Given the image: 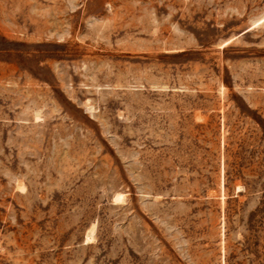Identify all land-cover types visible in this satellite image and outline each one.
I'll use <instances>...</instances> for the list:
<instances>
[{
  "label": "rangeland",
  "instance_id": "obj_1",
  "mask_svg": "<svg viewBox=\"0 0 264 264\" xmlns=\"http://www.w3.org/2000/svg\"><path fill=\"white\" fill-rule=\"evenodd\" d=\"M0 264H264V0H0Z\"/></svg>",
  "mask_w": 264,
  "mask_h": 264
},
{
  "label": "bare ground",
  "instance_id": "obj_2",
  "mask_svg": "<svg viewBox=\"0 0 264 264\" xmlns=\"http://www.w3.org/2000/svg\"><path fill=\"white\" fill-rule=\"evenodd\" d=\"M118 194H119V193H118ZM118 194H117V195H118ZM115 196H116V195H115ZM121 197H123V196L121 195ZM115 200H116V199H115ZM118 200H121V199L119 198ZM118 200H117V201H118ZM117 201H115L116 204L119 202V201H118V202H117ZM119 203H120V202H119ZM91 235H92V234H88V236L86 237V238H87L86 240H90L91 237H92Z\"/></svg>",
  "mask_w": 264,
  "mask_h": 264
}]
</instances>
